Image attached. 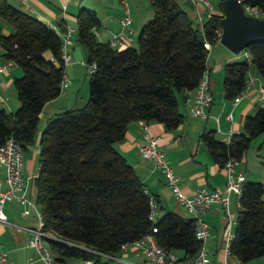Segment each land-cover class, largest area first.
<instances>
[{
  "label": "trees",
  "instance_id": "trees-1",
  "mask_svg": "<svg viewBox=\"0 0 264 264\" xmlns=\"http://www.w3.org/2000/svg\"><path fill=\"white\" fill-rule=\"evenodd\" d=\"M264 10V0H247ZM154 14L138 36V45L124 48L100 41L93 31L101 21L86 7L78 12V40L87 62L96 63L90 74V95L81 107L66 109L51 118L41 134L40 168L35 178L36 199L42 207L45 230L55 260L66 264H110L103 255L121 254L124 243L153 234L165 249L174 248L186 261L201 250L190 216L167 211L151 218V197L134 167L117 149L131 122H162L176 129L185 116L179 95L192 91L208 69L210 50L222 30L221 13L201 24L177 0H150ZM4 22L13 31L4 32ZM2 60L23 69L14 80L21 102L15 111L0 109V146L14 137L24 148L35 142L40 113L58 97L65 75L62 38L57 31L9 0H0ZM244 50L252 59L226 63L223 90L233 100L247 85L252 67L264 80V41ZM50 52L52 58H47ZM46 72H45V71ZM264 132V106L247 115L244 131L221 140L214 130L201 138L221 166L233 157L241 161L254 138ZM232 254L241 262L264 256V183L246 180L240 197ZM92 261V263H89Z\"/></svg>",
  "mask_w": 264,
  "mask_h": 264
},
{
  "label": "crops",
  "instance_id": "crops-1",
  "mask_svg": "<svg viewBox=\"0 0 264 264\" xmlns=\"http://www.w3.org/2000/svg\"><path fill=\"white\" fill-rule=\"evenodd\" d=\"M17 7L28 11L38 19L47 24H51L52 28L59 33L66 30L70 25L77 34L72 39L69 51L72 60L65 67V74L68 76L69 84L62 88L60 95L48 101L42 112L40 120L45 116L47 108L52 106L54 102L61 97H69L71 88L81 82V72L87 60V52L81 42L78 40V12L80 8L86 7L94 10L101 25L96 28L98 31L97 38L100 41H108L111 35L116 32L119 27V19L124 14V7L119 0H9ZM181 6L190 14L194 21L198 20V24H203L208 19V13H221L220 4L209 8L203 1L192 2L190 0H177ZM134 29L136 33L137 10L131 6ZM154 14V11H153ZM152 15V14H151ZM152 18V17H151ZM149 18V19H151ZM148 18H145L144 21ZM203 21V22H202ZM147 22H144V24ZM143 24V25H144ZM136 25V27H135ZM142 25V26H143ZM142 26L140 28H142ZM7 31L6 33H9ZM135 37V34H134ZM135 41V40H134ZM2 51H0V61ZM47 58H52L50 52L46 53ZM239 57L229 48L223 45L220 40L211 45L208 57V69L211 80V90L213 93V104L209 108V116L195 117L190 112V103L194 98L195 91H183L180 97V109L185 116L182 124L176 129H168L162 122H148L149 131L160 137V145L166 152L167 157L173 167L175 173L179 177L182 190L187 195H192L201 187L216 188L223 192L226 190V170L216 162L207 145L201 138V134L207 130H214L216 136L221 140L231 132L233 134L244 131V122L247 115L254 114L260 106H264L259 96V86L264 84L262 76L258 70L251 69L249 76L254 78L253 84L248 89V95L242 98L236 105L232 100L225 97L222 80H224V68L226 63L238 60ZM9 67L3 74L0 81V95L4 99L2 104L8 105L10 109L7 111H15L16 107H20L21 102L14 97L10 104L4 98L16 77L22 75L20 68L14 70ZM218 79V80H217ZM220 80V87L217 88V82ZM213 89H218L215 93ZM191 99V101L188 100ZM54 109V108H53ZM56 111V110H55ZM232 112L234 119L230 120L226 117L227 113ZM55 113V112H54ZM219 119V122L217 121ZM141 121L131 122L126 131L125 137L116 142L117 149L126 157L128 162L134 167L136 174L146 185L147 191L156 197L159 208L157 212L162 216L167 211H175L181 215L189 216L186 208L181 205L171 188L168 186L163 171L157 166L152 159L143 157L140 142L144 137V129ZM43 128V127H42ZM36 131L35 142L24 148V168L23 176L26 181V195L33 198L37 195L35 186V174L40 168V139L43 129ZM263 134V133H262ZM260 134V135H262ZM259 135V136H260ZM257 136V137H259ZM238 171H244L246 180L261 181L264 183V170L249 174L241 167V161L236 166ZM6 168L0 165V189L7 187L5 182ZM231 204L230 210L237 219L240 209V202L237 200L235 192L230 193ZM234 208V212L232 210ZM23 205L12 200L6 203L5 210L8 215V222L0 221V248L8 252V264H43L34 247L27 246L31 233L27 227H35L38 225V219L35 213H31L28 217L22 215ZM160 211V212H159ZM225 209L221 203L214 204L210 210L204 215L205 220L209 224L210 237L206 241V246L210 257L218 264H223V248L225 245L226 228L224 219ZM158 216V215H157ZM236 223L232 225V231H236ZM132 258L135 264H155L149 261L138 249L137 246L129 247L127 253L106 256L104 260H108L110 264H119L120 259ZM231 260V259H230ZM229 260V264H230ZM83 262L76 258H69L66 264H82Z\"/></svg>",
  "mask_w": 264,
  "mask_h": 264
},
{
  "label": "built area",
  "instance_id": "built-area-1",
  "mask_svg": "<svg viewBox=\"0 0 264 264\" xmlns=\"http://www.w3.org/2000/svg\"><path fill=\"white\" fill-rule=\"evenodd\" d=\"M124 7V14L120 17L119 29L114 32L108 42L118 48H124L134 43L135 29L134 18L129 4V0H119ZM192 2L203 1L209 8L212 4L209 0H190ZM244 7V11L253 16L263 17L264 10L258 5H252L247 0H240ZM212 13H208L210 17ZM203 22V21H202ZM52 27L51 24H48ZM93 31L97 34L98 31L94 28ZM74 28L70 25L62 33V46L61 52L65 65L69 64L72 60L69 46L72 44V36ZM220 40V39H219ZM211 43L207 42L206 47L210 50ZM3 48L0 45V51ZM242 56L244 59L251 61L252 55L247 50H242ZM15 62L13 60L0 61V81L4 72L11 67ZM88 63V62H87ZM90 74L96 70V63L87 64ZM254 78L248 76L246 88L239 93L232 101L236 105L242 98L248 95V89L253 84ZM69 84L68 76L65 74L61 82V87H65ZM194 98L190 103V112L195 117H208L209 108L213 104V93L211 90V80L209 76V69L203 74L199 84L194 89ZM259 100L264 102V84L259 86ZM0 99H4L0 95ZM226 117L230 120L234 119L232 112L227 113ZM219 122V119L217 118ZM142 126L144 129V137L140 142V149L143 157L152 159L156 162L157 166L163 171L168 186L171 188L173 194L176 196L178 202L183 205L189 216L195 221V234L196 237L202 242L200 252L192 259L182 261L174 248L165 249L162 247L153 234H148L145 237L130 243H124L121 246L122 253L127 252L129 247L137 246L139 251L151 262L155 264H178L182 261V264H218L209 255L206 241L210 237V228L208 222L205 220L204 215L210 210V208L216 204L221 203L225 209L224 219L226 228L225 245L223 248V264H229V260L233 257L232 243L235 238V232L232 231V225L236 223L234 214L230 210L231 198L230 193L235 192L237 200L240 202L242 195L243 184L246 181V175L244 171H238L236 166L239 164V160L236 158H229L224 168L226 170V190L223 192L220 189L201 187L192 195H187L182 190L179 177L175 173L166 152L160 145V137L154 135L149 131L148 122L143 121ZM232 137L230 132L225 138V141H229ZM24 147L21 143L16 141L14 137H8L4 144L0 146V165L6 168L5 182L7 187L0 189V221L8 222V215L5 210L6 203L12 200H16L23 205L22 215L28 217L31 213H35L38 219V225L35 227H27V230L31 233V237L28 240L27 246L34 247L39 255V258L43 261V264H58L55 260V255L47 242L46 237L53 236L51 233L45 230V219L43 210L40 207L37 199H33L26 195V181L23 176L24 168ZM39 172V170H38ZM35 174V178L38 175ZM152 212L151 218H156L157 210L159 208L158 203L153 197H151ZM112 256V255H106ZM92 263V261H89ZM0 264H8V252L0 248ZM29 264V263H27ZM119 264H133L125 259H120Z\"/></svg>",
  "mask_w": 264,
  "mask_h": 264
},
{
  "label": "rangeland",
  "instance_id": "rangeland-1",
  "mask_svg": "<svg viewBox=\"0 0 264 264\" xmlns=\"http://www.w3.org/2000/svg\"><path fill=\"white\" fill-rule=\"evenodd\" d=\"M209 1L213 6L218 5L220 2L219 0H209ZM129 4H130V6L135 7L137 10V14H136V22L137 23H135V24H137V28H136L137 31L135 33V41L133 43V45L136 46V45H138V36H139V32L141 30L140 27L144 24V22H148V21H144L145 18H148L146 20H150L149 18L153 17V8H152V5L150 3V0H129ZM197 22H198V20L195 21V24H198ZM3 27H4V32H7V31L11 32L14 30L13 26L11 24H9L8 22H4ZM135 27H136V25H135ZM76 36H77V34L73 33L72 39H75ZM236 55L239 57L240 60L244 59V57L242 56V53H239ZM87 64L88 63L86 60L83 71L81 72V75H83L81 78L82 80L79 84H77L76 86H73V88H71L70 93L72 95L69 97H66V96L61 97L59 100L54 102V104L52 106L47 108V110L45 112V116L42 118V120H39L37 131L39 129H41L42 127H43L42 129L44 130L48 121L51 118L56 117L57 114H59L63 110L81 107L88 101L89 95H90V87H89L90 71H89ZM12 68L14 70L20 68L22 71V75H23V69L21 66L15 64ZM253 69H255V68L252 67V70ZM220 85H221V83L219 80L217 82V88L220 87ZM222 85H223V80H222ZM12 86L13 87H11V89H9L6 93H4V98L7 101H9L10 104L13 102L14 97L19 99L15 84ZM216 91H218V89L217 90L213 89L214 93ZM0 108L10 109V107H8V105L2 104L1 101H0ZM17 108H19V107H16V109ZM241 167H243L246 170V172L249 174L250 173L253 174L254 172L258 173V172L264 170V132L262 135L254 138L252 140L250 147L246 151L243 159L241 160ZM33 199L36 200V196H34ZM40 207H41V205H40ZM232 210L234 212L233 206H232ZM157 215L158 216H156V217H160L158 212H157ZM125 253H127V252H125ZM122 254H124V253H122ZM177 254L179 257H181V255H182V253L180 251H177ZM127 256L128 255H126V257L124 259L135 264L133 262V260H131L132 258L131 257L128 258ZM178 264H182V261L179 262ZM230 264H264V256L256 258V259L248 261V262H241L238 258L233 256V257H231Z\"/></svg>",
  "mask_w": 264,
  "mask_h": 264
},
{
  "label": "water",
  "instance_id": "water-1",
  "mask_svg": "<svg viewBox=\"0 0 264 264\" xmlns=\"http://www.w3.org/2000/svg\"><path fill=\"white\" fill-rule=\"evenodd\" d=\"M219 1L223 8L220 33V42L223 45L239 54L252 43L264 41V16L247 14L240 0ZM46 239L56 237L48 236Z\"/></svg>",
  "mask_w": 264,
  "mask_h": 264
}]
</instances>
